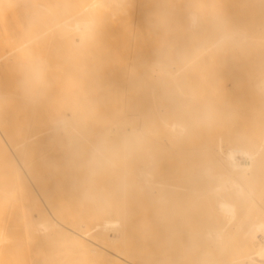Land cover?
<instances>
[{
	"label": "bare ground",
	"instance_id": "6f19581e",
	"mask_svg": "<svg viewBox=\"0 0 264 264\" xmlns=\"http://www.w3.org/2000/svg\"><path fill=\"white\" fill-rule=\"evenodd\" d=\"M49 1V11H45V0H13L9 4L10 28L22 36V51L15 53L13 49H2L3 34L0 36V60L13 52L12 60L20 64H27L29 59L36 61L34 74L42 75L46 66L52 64L71 86L79 84L75 87L78 92L73 101L75 108L78 112L98 114L97 130H105L111 142L118 145L111 153L118 166L110 178L111 182H117L113 193L120 190L125 196L127 191L135 189L142 196H149L158 190L162 193L159 199L166 206H150L141 212L139 216L149 221L142 239L126 243L122 238L115 251L110 247L116 242L115 238L109 240L108 247L94 242L92 252L98 261L93 264H264V161L259 159L256 164L240 168L235 177L221 170L214 172L218 162L212 161L204 165L198 176L183 171L175 173L179 182L159 181L153 169L157 158H152L150 151L143 150L142 146L145 141L151 143L150 150L163 151L162 144L150 138V120L167 141L182 140L188 135V118L226 104L222 97L228 89L225 83H204L195 70L178 78L177 72H170L154 58L156 51L145 53L140 47L146 38L142 32L156 21L158 3L189 6L204 5L208 0ZM215 10L217 17L212 23L204 24L201 31L206 46L196 51L184 66L206 50L213 52L209 62L222 61L225 68L229 67V62H242L245 71L250 65L249 60L258 59L251 72L246 71L238 78L241 85L251 91L250 96L244 98L248 104L244 108L248 113L253 109L250 106L261 105L262 108L253 110V115L262 121L264 36L258 32H264V0H220ZM167 19L165 16L162 21ZM171 24L198 26L203 23L180 12L173 16ZM186 52L182 45L172 50L170 56L179 62L186 57ZM129 60L133 61L131 68ZM12 70L11 64L0 65V99H6L4 86L15 83L10 77ZM149 72H156L164 80H173L172 87L159 91L151 84L142 86V79ZM65 118L66 115L55 117L53 127L64 125ZM138 118L142 121L140 126L135 123ZM92 120L82 121L84 130L89 129ZM30 137L26 136L22 142L26 143ZM205 144L193 143L187 150L190 154L226 153L240 142L227 137L219 142L213 138ZM241 144L249 147H239L238 155L255 154L256 140ZM16 149L15 145L10 148L0 134V264H32L24 239L16 231L21 225L13 224V213L7 206V199L16 195L21 183L23 159L14 156ZM200 184L207 186L200 187ZM231 196L235 197L236 209L229 202ZM218 197L231 209V215L224 223L216 219L214 212L202 215L196 210L188 215L186 200L195 204L207 201L215 204ZM176 205L179 206L176 208ZM121 214H126L125 208L121 209ZM170 217L173 218L171 223L168 222ZM232 221L229 234L238 239V254L233 258L221 257L222 249L217 250V247L229 235L226 229ZM192 224L196 227L190 228ZM93 226L100 236H106L101 225ZM64 228L54 222L44 224L36 230L37 241L44 247L57 245V238L47 233ZM34 261L39 264L37 259Z\"/></svg>",
	"mask_w": 264,
	"mask_h": 264
},
{
	"label": "rangeland",
	"instance_id": "374dc122",
	"mask_svg": "<svg viewBox=\"0 0 264 264\" xmlns=\"http://www.w3.org/2000/svg\"><path fill=\"white\" fill-rule=\"evenodd\" d=\"M12 1L0 0V36H5L2 49H13V52L20 53L22 36L10 28L8 19ZM219 2L208 0L204 5L196 3L189 6L158 3L155 23L142 32L146 38L140 47L145 53L156 51L154 58L170 72H177L178 78L183 73L195 70L202 82L213 85L214 82L225 83L228 88L222 95L226 104L188 118V135L182 140L167 141L155 128V123L149 121L150 138L161 143L163 151L150 150L151 143L145 141L142 146L143 150L150 151L152 158H157L153 169L159 181L179 182L175 173L183 171L198 176L204 165L212 161L218 162V167L213 168L214 172L221 170L235 177L240 168L256 164L259 159L264 161V120L260 121L253 115L255 108L262 107L257 104L250 106L253 109L247 113L244 107L248 104L244 98L249 97L251 91L241 85L238 78L246 71L251 72L258 59L249 60L250 65L245 71L240 64L242 62H229V67L225 68L222 61L217 60L216 64L209 62L213 52L206 50L195 61L184 66L196 51L206 46V38L201 31L204 24L212 23L217 17L215 9ZM45 6V11H49V0H45ZM180 12L185 16H194L203 24L172 25L173 16ZM165 16L168 19L162 21ZM258 34L264 36L262 30ZM182 45L187 51L186 57L175 62L170 52ZM13 52L0 60V65L5 62L13 65L10 77L15 80L13 86H4L6 99H0V134L10 148L16 146L14 156L23 159L21 183L16 195L14 193L13 198L7 199V206L13 213V224L21 225L16 231L24 239L31 263L37 264L34 261L37 259L39 264H93L98 261L92 252L94 242L108 247L109 240L115 238L116 242L110 245L115 251L122 238L126 243L142 239L149 221H144L139 215L150 206L166 207L164 201L159 199L162 193L155 190L149 196H142L135 189L127 191L125 196L120 190L113 193L117 182H111L110 178L118 166L111 153L115 152L118 145L111 142L105 130H97L95 120L98 114L78 112L75 108L73 101L78 95L75 87L79 84L71 86L52 64L46 66L42 75L34 74L36 61L29 59L27 64H20L12 60ZM128 65L131 68L133 61L129 60ZM146 75L142 79V86L151 84L159 91L172 87L173 80H164L156 72ZM77 81L80 82V78ZM62 115H66L65 124L53 127V119ZM86 119H93L88 130H84L82 122ZM135 123L140 126L141 118L136 119ZM28 135L31 136L28 141L22 142ZM227 137L240 144L234 145L226 153L217 151L212 154L206 151L203 154H190L187 150L193 143L206 146L207 140L216 138L219 142ZM250 140L258 142L255 154L248 157L238 155L236 151L239 147H249L241 144L242 141ZM243 163L245 166H242ZM205 186L200 184V187ZM77 195L83 197L78 199ZM229 202L236 209L235 197L231 196ZM185 205L188 215L196 210L202 215L214 212L220 223H224L231 215L229 205L221 197L215 204L210 201L195 204L186 200ZM122 208L126 209L125 215L121 214ZM173 218L170 217L168 222L171 223ZM49 222L64 225L65 228L64 232L50 230L47 235L55 236L57 245L44 247L37 241L36 230ZM233 223L226 229L228 234ZM93 224L101 225L107 232L106 236H100ZM189 226L196 227L194 224ZM238 247L237 237L229 234L224 242L218 244L217 250L222 249L221 257L233 258L238 254Z\"/></svg>",
	"mask_w": 264,
	"mask_h": 264
}]
</instances>
